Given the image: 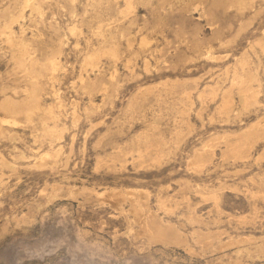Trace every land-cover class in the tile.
I'll return each instance as SVG.
<instances>
[{
	"label": "rangeland",
	"instance_id": "rangeland-1",
	"mask_svg": "<svg viewBox=\"0 0 264 264\" xmlns=\"http://www.w3.org/2000/svg\"><path fill=\"white\" fill-rule=\"evenodd\" d=\"M0 264H264V0H0Z\"/></svg>",
	"mask_w": 264,
	"mask_h": 264
},
{
	"label": "bare ground",
	"instance_id": "bare-ground-1",
	"mask_svg": "<svg viewBox=\"0 0 264 264\" xmlns=\"http://www.w3.org/2000/svg\"><path fill=\"white\" fill-rule=\"evenodd\" d=\"M9 36V35H8ZM9 38V41L8 42H10L12 45H14V41H13V38L11 37V34H10V36L8 37ZM8 40V39H7ZM16 43V42H15ZM19 46V45H18ZM17 46V47H18ZM25 47V46H24ZM23 46H19V53H20V56L18 57V63H19V66L21 67V68H25V69H27V70H30V68H32L33 67V63H31V61L27 58V55H28V50L26 49V48H24ZM17 49V48H16ZM17 52V50L15 51V54H17L16 53ZM107 52H108V50H107ZM19 53H18V55H19ZM106 53V52H105ZM109 53H115V52H113V50L112 51H109ZM108 53V54H109ZM112 54V55H113ZM116 54V53H115ZM17 57V56H16ZM91 58H94L93 56L91 57ZM96 58V57H95ZM15 59V58H14ZM57 62V61H56ZM55 62V60H54V62L52 61L51 62V67L54 69V70H56L55 69V67L57 66L56 63ZM93 62V61H92ZM28 64H30V65H28ZM93 64V63H92ZM46 70H48V69H46ZM53 70V71H54ZM51 72H52V70H50ZM32 74V73H31ZM31 84H32V82H30ZM246 88H248V87H246ZM28 90V89H27ZM28 92H29V90H28ZM243 93H245V91L243 92ZM246 94V93H245ZM28 97V96H27ZM26 97V98H27ZM30 97V96H29ZM37 98V97H36ZM39 98V97H38ZM36 104V103H35ZM36 108V107H35ZM16 109H18V108H16ZM15 109V110H16ZM41 109V108H40ZM51 109V108H50ZM49 109V110H50ZM51 110H53V109H51ZM18 111H20V110H18ZM31 115V113H29V116ZM32 118V117H31ZM30 121V120H29ZM56 127V126H55ZM56 129V128H55ZM51 130V129H50ZM256 134V133H255ZM258 134V133H257ZM255 136V135H254ZM253 137V136H252ZM239 140V139H238ZM242 140V139H241ZM140 141V140H139ZM147 142V141H146ZM236 142V141H235ZM247 142V141H246ZM234 143V142H233ZM232 143V144H233ZM148 144H150V143H148ZM246 143L245 142H243V141H241V142H236V143H234L233 145H231L232 147V150H233V153H234V155H245V153L243 152V154H241V150L243 149V147H244V145H245ZM147 145V144H146ZM248 145V144H247ZM142 147V146H141ZM152 147V146H151ZM247 148V147H246ZM231 150V151H232ZM243 150H245V149H243ZM146 152V151H145ZM139 154V153H138ZM243 155V156H244ZM144 156V155H143ZM246 156V155H245ZM244 156V157H245ZM206 157V156H205ZM242 157V156H241ZM144 158V157H143ZM201 158V157H200ZM203 158V157H202ZM205 159H207V157L205 158ZM199 160V159H198ZM203 160V159H202ZM198 162V161H197ZM202 162V161H201ZM208 161H205V163H207ZM203 163V162H202ZM198 164V163H197ZM132 192V191H131ZM138 192V191H137ZM132 194V193H131ZM136 194H138V193H136ZM217 194V193H216ZM134 196V195H133ZM133 196L131 197V198H133ZM218 196V195H217ZM136 197V196H135ZM140 198V197H139ZM133 199H135L136 200V198H133ZM138 199V198H137ZM216 199V198H215ZM134 204H136V203H134ZM134 204H133V206H134ZM140 204V203H139ZM139 204H137V205H139ZM140 206V205H139ZM143 207V206H142ZM141 207V208H142ZM145 207V206H144ZM137 208V207H136ZM139 209H140V207H139ZM145 211V210H144ZM146 212V211H145ZM141 213V212H140ZM143 213V212H142ZM149 213V212H148ZM151 214V213H150ZM146 215V214H145ZM149 215V214H148ZM147 216V215H146ZM145 223H146V232H149V233H153V238H156V239H160L162 242H164V243H170V242H174V243H181V242H184V239H183V237H182V235L178 232V231H176L175 230V227H174V225H172V224H169V225H166L165 227L163 226V225H161L160 223H159V221L155 218V217H152V215H149L148 216V218H147V220H145ZM153 231V232H152ZM152 236V235H151Z\"/></svg>",
	"mask_w": 264,
	"mask_h": 264
}]
</instances>
